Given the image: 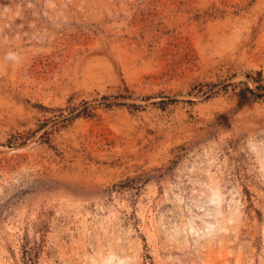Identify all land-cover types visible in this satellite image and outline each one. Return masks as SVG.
I'll return each instance as SVG.
<instances>
[{"label": "rangeland", "instance_id": "obj_1", "mask_svg": "<svg viewBox=\"0 0 264 264\" xmlns=\"http://www.w3.org/2000/svg\"><path fill=\"white\" fill-rule=\"evenodd\" d=\"M0 264H264V0H0Z\"/></svg>", "mask_w": 264, "mask_h": 264}]
</instances>
